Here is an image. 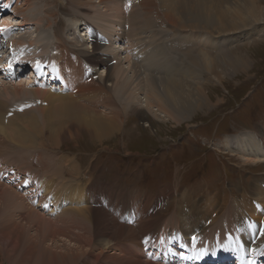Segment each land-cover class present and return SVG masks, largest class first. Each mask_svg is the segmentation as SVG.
Returning <instances> with one entry per match:
<instances>
[{
    "label": "rangeland",
    "instance_id": "374dc122",
    "mask_svg": "<svg viewBox=\"0 0 264 264\" xmlns=\"http://www.w3.org/2000/svg\"><path fill=\"white\" fill-rule=\"evenodd\" d=\"M15 1L17 0H3V7L7 5L8 10L5 11V17L0 20V26L11 22L12 16L9 14L11 10L17 11L18 17H21L24 24L21 31L17 32L19 36L14 41L18 40L21 34L19 39H23L26 53L24 59L22 58L24 63L27 56H31L36 50V41L39 39L43 38L45 42L50 43V46L55 39H63L72 42L70 47L77 46L83 51L88 49L91 51L90 41L93 37L90 30L93 28L102 35L108 32L107 35H103L107 37L102 43L104 50L103 48L100 50L105 52L112 47L124 49L121 50V66L125 70L124 74L120 71L116 75V70L111 74L112 77L123 75L127 84L126 95L129 92L135 93L138 103H134V111L127 108L125 115L123 114L121 119H118L121 122L119 131H114L110 138H105L100 142L90 141L83 136L73 140H59L58 145L42 143L38 139L33 141V146H28L32 145L31 142L27 144L28 140H24L28 148L18 152L15 150H20L17 146H21L13 141L17 140L16 137L6 136L4 133L9 138L7 140L0 132V140L9 145L8 150H3L0 144L1 186H9L16 191L13 187V183H16L20 187L17 188V192L22 193L29 188H35L34 183L36 186L37 183L39 186L44 184L49 186V190L52 191L51 195L60 199L55 194L57 191L55 184L60 185L58 179L65 178L72 185L70 189L85 191L87 194H85V201H87L85 206L99 208L117 221L119 218V224L134 227L139 220L158 224L156 235L151 238L145 248L152 249V252L153 247L160 248L163 252L169 253L161 243H167V246L171 244L173 249L178 247L175 257L180 259L182 255L195 254L194 246L198 249L202 248L201 244L193 247L189 243L183 245L186 239H195V237L192 238L193 236H197L199 243L209 242L205 244L207 255L222 249L219 244L212 242L220 243L223 242L222 239L233 241L232 231L235 229H232L230 224L222 219L219 226H217L219 222L212 223V220L208 218L201 224L198 223L200 226L193 231L191 230L193 228H189L187 229L189 231L182 235L179 231L183 224L188 228L192 219L202 211H208L211 217L223 218L227 206L231 203V206L234 204L233 207L236 209L235 214L239 211V216L241 215L238 221L242 233L245 235V231L248 232L247 238L243 240L245 245L252 246L249 242L255 243L254 246H260L264 255V204L257 200H252L251 204L249 202V199L253 198L249 195L251 184L256 177L264 176V163H258L257 158L240 154L231 147L235 137L242 138L244 133L251 134L254 141L264 142V18L260 17L264 11V0H256L257 20L247 11L248 0H199L202 10H211L212 16L201 15L197 8L198 0H150L152 12H146L143 9L142 0L103 2L99 0H27V3L20 2L17 6L14 5ZM1 12L0 6V15ZM228 12L235 16L237 27L244 25L245 28L241 27L233 32L219 34L217 30L221 22L216 14L223 15ZM168 14L176 16L177 27H172L167 19ZM190 26L199 28L195 29ZM116 33L118 35L114 37ZM192 39L199 40L205 47L212 46L215 51L210 52L208 49H203L197 45L199 41L195 43ZM12 40L10 39L11 42ZM28 40L32 43V50L27 48ZM55 42L57 43V40L53 43ZM189 46L192 48L187 49ZM15 47L14 45L13 48ZM46 49L49 51V47ZM197 51L204 52L206 59L210 55L216 56L217 59L219 58V63L228 61L233 51H239L245 60V65L236 70L223 67L218 63L215 66L217 68H214L215 70L211 73L209 68L206 69V65L202 63L206 59L203 58L201 62ZM19 52L20 50L16 55L18 58L21 57ZM53 52L54 50H51L50 54L53 55ZM235 53L237 55V52ZM124 56L128 62L123 59ZM192 59H197L199 63H193ZM81 60L94 73L92 79L97 80L98 76L103 73V68L98 67L93 70L92 63L87 65L84 58ZM0 63L3 68L1 72L4 74L0 72V92H2L0 96L3 97H0V124H6L4 128L7 133H11L15 127H18L20 131H23L21 135L27 136L30 128L27 125L26 115L31 112L32 117L37 119V125L34 124V127L41 129L44 137L49 131L55 134V130L53 132L52 129L55 125L52 124H55L57 118L47 119L49 120L47 121L38 112L42 109L46 114L55 107L56 103L39 101L38 97V99L31 96L26 97L20 93L17 99L7 100L2 89L4 86L11 87L8 84L10 76L6 75L8 69L5 66L8 63L4 61ZM39 69L40 65L37 69L36 66L33 67L34 79ZM16 71V77L12 78L14 84L17 85L25 78L33 80L31 68L17 67ZM151 78L158 79L156 84L161 87L160 93L164 92L162 87L165 86L162 80L164 81L165 78L178 82L170 86L160 107L155 103L158 98L153 97ZM185 79L196 85L184 84ZM112 82L114 83L110 79L105 82V85L112 84ZM44 83L52 89L54 87L58 89L60 86L51 84L50 77H47ZM25 86H28L25 89L29 91L35 89L32 83H27ZM195 88L201 89V94L197 97L192 93ZM109 90L115 91L119 88L117 84H114ZM53 91L55 92L56 89ZM119 93L125 92L120 89ZM126 97L123 99L125 100ZM141 101L144 103L142 104ZM147 103L148 108L146 109L144 106ZM156 107L171 115L172 119L169 117L163 119L159 115H154L151 110ZM186 107L189 109L186 110ZM257 135L262 141L257 138ZM62 158H69L79 169L80 175L78 178H72L73 182L68 180L69 171L65 172L67 165L60 162ZM56 167L63 173L55 171ZM53 171L56 174H52ZM91 185L93 187L96 185L97 195L90 191ZM5 189L3 196L0 197V232L4 231L9 234L14 228L18 232H23L26 241L21 242L23 248L20 245L18 250L11 254L12 257L6 259L4 256V248L7 249L6 241L0 239V264H60L59 261L49 259L51 256L47 257L43 249L54 248V244L61 240L58 235L63 229L64 222L67 221L66 215L53 213L49 217L45 216L49 218L51 224L42 222L40 218L32 217L31 210L22 206L23 202L16 198V195L12 194L9 189ZM68 189L69 187L62 190L59 188L61 193H69ZM41 190H39L41 194H44ZM115 194L121 196L120 203L116 202ZM224 194L228 195L226 203L223 202ZM145 197L152 200V206L149 207L141 200ZM216 197H221V199L211 208L207 201ZM94 199L96 200L93 201ZM34 204L36 208L38 203L35 201ZM117 205L119 207H116ZM74 206H70L66 201L55 204L56 212L69 207L73 209ZM48 207L51 209L54 206ZM148 207L150 211H147L148 214L141 219L144 213L139 214V212ZM39 209L40 207L37 211L45 213ZM171 217H174V225L166 226L172 223L169 221ZM3 224L4 228H2ZM51 231H53L51 234L55 235L51 236ZM102 237L101 235L96 239H103ZM28 247L32 249L29 259L25 257ZM98 250L96 247L93 248L92 252L79 258L77 264H99L96 262ZM117 252V255L121 254ZM139 253L143 261L158 263L162 260L160 264H172L169 256H153V253H150L148 258V250L143 253L141 247ZM254 254L244 248L241 252L242 256L238 253L239 259L231 260L228 264H240V258L243 260L242 264L244 262L260 264L262 255L258 256L259 259H256V256L254 259ZM180 259L177 261H181ZM187 259L189 258L186 257V262ZM190 262L195 264L193 260ZM101 264H104L103 260ZM109 264L120 263L112 261ZM201 264H206L205 260Z\"/></svg>",
    "mask_w": 264,
    "mask_h": 264
},
{
    "label": "bare ground",
    "instance_id": "6f19581e",
    "mask_svg": "<svg viewBox=\"0 0 264 264\" xmlns=\"http://www.w3.org/2000/svg\"><path fill=\"white\" fill-rule=\"evenodd\" d=\"M101 1L103 2V1H112V0H99V2H101ZM20 2H26L27 3V0H17V1H15L14 5L17 6L18 3L20 4ZM250 3H252V4H250ZM253 3H256V0H248L247 1V11L250 14V16H252V17L254 16L255 20H257V17H258L257 16L258 10L256 9L257 3L256 4H253ZM141 4L144 6L143 9H145L146 12H152L151 11L152 9H150V0H147V1L142 0ZM0 6L2 8V12L0 15V20H1V19H3V17H5V11L8 9L6 7H3L4 6L3 0H0ZM202 6H204V4ZM197 8H198V11L201 13V15L206 14L207 16H212L211 10H207V11L202 10L201 3L199 2V0L197 3ZM261 11H259V12H261ZM16 12L17 11H15V10H11L9 13L12 16L11 22L9 24L5 23V24L0 26V30H5V29L7 30V31H0V46H1V43L6 45V49L3 51L4 55H5V59L6 58L9 59V63L7 62L8 64L5 66L8 69V72L6 73V75H9L10 80H11V81L9 80V83H8L11 87L7 88L4 86L2 91L5 95V97L7 98V100L8 99H10V100L17 99V96L20 93V94H24L26 97L31 96V97H35V99L39 98V101L43 100V101H47L48 103H51V104L56 103L55 107H53V109L50 112H47L45 114L44 113L45 111L40 109L38 113L40 115L44 116V118L46 120L47 119L52 120L55 118H57V120H56L55 124H52V125H55L54 128L52 127L53 132L55 130V134L52 133L51 131H49L45 137L43 136L41 129L37 128L36 126L34 127V124H36L37 119L34 116L32 117L31 112H30L31 114L29 113L26 115L27 125L30 128L29 129V135H27L28 137L25 135V133H24L25 136H22L21 133L23 131H20L19 128L15 127V126H14L15 129L13 131H11V133H7V130H5L6 128H4V126L6 124L5 125L0 124V132L1 133H3V134L5 133L6 136L16 137L17 140H20V141L13 140V141L19 143V145L21 146V147L17 146L18 149H20V150L16 149L15 151L21 152V150L22 151L27 150V148H28L27 144H30V142L32 144L34 140L36 141L38 139L42 143L47 142V143L58 145L59 140H65V139L73 140V139L81 138L84 136V137H87L90 141L100 142L105 138L106 139L108 137L110 138V136L114 134V131H116V132L119 131V129H120L119 125L121 124V122H119L118 119L119 120L121 119V116L125 113L127 108L130 109L131 111H134L133 105H135L134 103H136V102L138 103V100H137L138 97L135 96L136 95L135 93L129 92L126 95V92H127L126 85L127 84H126L125 79H123V75L112 77V74H111V72H113L115 70H116V75L120 71L124 74L125 70L121 66V63H122V61H121V55H122L121 50H124V49H120V47H112L110 50H106L105 52H102V50H104V46H102V43H103V41H105L107 39V37L103 36V35H107L108 32H105L102 35L101 32H97V31L93 30V28H92L90 30L91 35L93 37V39L90 41L91 42L90 44H92L91 51L89 49L86 51L85 50L83 51L82 49L78 48L77 46L70 47V43H72V42H68L67 40L65 41L63 39L58 40L57 37H59V36L56 35L57 39H55V40H57V43L59 45H57L56 42L53 43L55 40L52 42L51 46H50V43L45 42L43 38L37 40L36 41V50H34V52H32L33 54L31 56H27L25 63H24L22 61V58L24 59V56H26V53H25V48H24L25 45L23 44L24 41H22L23 39L22 40L19 39L21 37V34H20V37L17 38L18 40L14 41L15 38L17 36H19V33H17V32L21 31V27L24 24L21 17H18L19 15ZM187 13H189L188 10H187ZM200 13H198V14L200 15ZM260 15H261L260 17L264 18V11ZM216 16L219 19V21L221 22V25H219L218 30H217V32H219V34H223L225 32H233V31H236L238 29H241V27L245 28L244 25L237 27V25L235 24L236 20L234 19L235 16H232L231 12L225 13L223 15L218 13V14H216ZM175 17H176L175 15L174 16L169 15V18H167L168 21L171 23L172 27H177L176 24L178 21H177V18H175ZM231 21H233V22L231 23ZM0 23H1V21H0ZM179 23H181V22H179ZM245 24H246V22H245ZM190 27L195 28V29L199 28L198 26H190ZM117 33L114 35V37L116 35H118ZM13 36H14V38H12ZM10 39H13L12 42L10 41ZM192 40L195 43L197 41H199L197 39H192ZM111 41H113V40H111ZM28 44L29 45L27 46V48H29V50H30L31 47H33L30 40H28ZM113 44H116V43H113ZM14 45L16 46L15 48H13ZM197 45L201 46L203 49H206V50L208 49V51H210V52H213V50H214V48L212 46H209V48L205 47L203 43L202 44L200 43V41L197 42ZM47 47H49V51L46 49ZM100 48L101 49L103 48V49L100 50ZM191 48H192V46L187 47V49H191ZM19 50H20L19 54H21L20 58L16 57L17 51H19ZM51 50H54L53 55L50 54ZM229 51H230V49H229ZM235 52H237V55ZM196 53L199 54V59L201 62H202L203 58L206 59V57H205L206 54H204V52L197 51ZM239 53H240L239 51H233L232 53H230L231 55H230V58L228 59V61H221L220 63H219V58L217 59L216 56L213 57L210 55L206 59V61H204L202 63H204L206 65L205 66L206 69L209 68L211 73H213V71L215 70L214 68H217L215 66L218 63L222 64L223 67H230V68L236 69V70L241 69V67H244L243 65H245V62H244L245 60L243 59V57ZM81 58H84L87 65L92 63L93 65L92 64L91 65L93 67L92 68L93 70H96L98 67L103 68V73L100 76H98V79H97L99 81L92 79V74H94V73L91 72L92 70L90 71L89 67L86 66L84 64V62L82 63ZM188 58H190V57L188 56ZM123 59L127 60V62H128V59L125 58V56L123 57ZM192 60L194 61L193 63H199L197 59H192ZM3 61H4L3 58H1L0 62H3ZM111 63H112V65H111ZM37 64L40 65V69L36 72V78L34 79L35 70H33V67L36 66V69H37L38 68ZM113 66H115V67H113ZM131 66H132V64H131ZM17 67H23L25 69L31 68L32 73H33V80H30L29 78L27 80V78H25V79H22V81L19 82L17 85L14 84L12 82V78L16 77ZM2 69L3 68H2V65L0 63V72ZM216 70L219 71L218 69H216ZM10 71H11V73H10ZM20 71L22 72L23 70L21 69ZM21 72H19V73H21ZM1 74H3V73L1 72ZM216 76H218V75H216ZM47 77H50L51 84L60 85L59 88L58 89L56 87H54L53 89L48 88L47 84L44 83L45 80L47 79ZM110 79H112V81H114V83L112 82V84L105 85V82L110 80ZM29 80H30V82H29ZM157 80L158 79H154V78L152 79L151 78L150 84L151 85L153 84V97L158 98V101L155 103L157 104L158 107H160V103H161L163 97L165 96V94L168 92L170 86L178 84V82L177 81L173 82V81H170L169 79L165 78L164 81L162 80V84L165 86V87H162L164 92L160 93L159 91H160L161 87H158V85L156 84V82H158ZM187 81L188 80H186L184 84L196 85L195 83H191V82H187ZM27 83L28 84L32 83L33 86L35 87V89H32L30 91L25 89L26 87L29 86V85L25 86ZM114 84H117V87L119 88V90L121 89L125 93L121 94V93H119V90H115V91L111 90L112 91L111 92L109 89H112ZM110 86H112V87H110ZM54 89H56L55 92L53 91ZM200 90H201L200 88H195L192 90V93L197 97L198 95L201 94ZM0 93H2V92H0ZM125 96H127V97L124 100L123 98ZM1 98H3V97H1ZM144 101H141V103L143 104ZM97 102H99V104ZM144 108H146V109L148 108V103L146 106H144ZM185 109L188 110L189 108L186 107ZM159 110H160V113H159ZM29 111H30V109H29ZM151 112L154 115H159L163 119H166L168 117L170 119H172L171 115L165 113L164 111H162L161 109H159L157 107L154 108L153 110H151ZM47 121H49V120H47ZM11 130H12V128H11ZM5 134H4V136H5ZM20 135L22 136L21 138H20ZM25 137H27V138H25ZM251 137L252 136L249 133H244L242 138L240 136L235 137L236 139H234L232 141L231 147L234 148L236 151H238V153H240V154L242 153L244 155H248V156H252L254 158H257L256 160L258 161V163H264V142L262 141V139L260 138L259 135H257V138H259L262 141V143L259 142L258 140L254 141L253 137L252 138ZM6 138H7V140L9 139L8 137H6ZM24 140H28V142L26 141L27 144H24ZM239 142H241V143L239 144ZM246 142H249V143H246ZM0 144H1V148H3V150L4 149L8 150L9 145L7 143H5L3 140H0ZM33 145L34 144L28 145V146H33ZM40 147H41V145H40ZM12 148H13V146H12ZM48 149H50V148H48ZM6 153H8V152H6ZM60 162L67 165V167L65 169L66 171L65 170L64 171L65 172L69 171V173H67L69 176L68 180L72 181V178H75V177L78 178V176L80 175L79 169L77 166H74L73 162H71V160L69 158H62V159H60ZM63 167H64V165H63ZM42 169H43V167H42ZM54 170L59 172V173H63L59 170L58 167L54 168ZM55 171H53L52 174H56V173H54ZM46 172H45V174H46ZM2 173L3 172H1V174ZM47 174H49V173H47ZM3 179H4V177H3ZM0 180H1V177H0ZM66 180L67 179H65V178H62L60 180L58 179V184H60V185L55 184V188L57 189L55 194H57L60 199H58L55 195H51L52 191L49 190L50 189L49 186H47V185L45 186L44 184H40L41 186H39L37 183V186H36V183H34L35 188H29L28 190L22 191V193L17 192L20 187L16 183H13V187L16 189V191L12 187H9V186L6 187L5 185L1 186V184H0V197H2L3 192L6 191L5 188L9 189L12 194L16 195V198H18L19 200H21L23 202L22 206H24L25 208L27 207L29 210H31V216L35 217L37 219L40 218L42 220V222L51 224L49 218H45V216L49 217L50 214H53V213L54 214L61 213L63 216L66 215L65 217L67 218L66 219L67 221L64 222L63 229L60 231V229H61L60 228L59 229L60 232L57 230L59 232L58 236L61 237V240L60 241L58 240L56 242L57 245L54 244V248L48 247V248L43 249V253L45 255H47V257L51 256V257H49V259L59 261L60 264H77V262L79 261V258H82L84 255L92 252L93 248H95V247L97 250H98V248L101 247L100 250H98L99 252H97V257H96V262L99 264H101V260L104 261V264H109L112 261H116V262L118 261L120 264H158V263L160 264L162 262V260H159L160 262H158V263H154V262L151 263V262H148L146 260L143 261V259L139 255L140 254L139 253L140 247L143 249V253L148 250V258L150 257V253H153V256L154 255H156V256L162 255L163 257L169 256L172 264H176L177 262H179L177 264H192L190 262V260H193V262L195 264H201V262L204 260H205L206 264H228L231 260H234V261L238 260L239 255H241V252H243L244 248H246V249L252 251L253 253H255L254 259H255V256H256V259H259L258 256L260 257L262 255V261L260 262V264L261 263L264 264V260H263L264 255L261 252V247L260 246H254L255 243H252V242H249L252 244V246L251 245L250 246L245 245L243 240L247 238L248 232L245 231V235H244V233H242L241 227H239L241 225L239 224V221H238V218H240L241 215L239 216V211H237L235 214L236 209L233 207L234 204L231 206V203L230 204L227 203L229 205L226 208V212H225L223 218H215L214 216L211 217L210 216L211 214L208 213V211H202L201 213L196 215V217L194 219H192V221L188 225V228L186 226L184 227V224L181 228H179L180 234L182 235V234L186 233L187 231H189V230H187L189 228H193V229H191L192 231L195 228H198L200 226V225H198V223L201 224L203 220H206L209 218L210 220H212V223L219 222V224L217 225V226H219L221 223V219H222L227 224H230L232 229H235L234 231H232L233 241L230 242L229 240L222 239L223 242H220V243L217 241L212 242L215 244H219L222 247V249L221 250H215V253H213V254L208 253L209 255H207V252L205 251L206 250L205 244H208L209 242L199 243L197 240V236H193L192 238L195 237V239H186L183 242V245L185 246V244L189 243L190 246L193 247L194 245L201 244L202 248L198 249L194 246V249L193 248L192 249L195 250V252H196L195 254L191 253V254L182 255L183 257L180 259V258L175 257V252H176V249L178 247L173 249V247L171 246V244L169 242H168L170 244L169 246H167V243H161L164 245V249L168 250L169 253L163 252L160 248L153 247V252H152V249L145 248L149 244V242L151 241V238H154V236L156 235L155 233H156V231H158V229H157L158 224L155 225L154 222H146V221H140V220L137 221V224L134 227L133 226H127L126 227V225H124V224H119L118 223V221L120 220L119 218L117 221L115 219L110 218L106 212L102 211L101 209L99 210V208H96L95 206H94L95 208H89V207L85 206L84 204L87 205V201H85V196L87 194L85 193V191L84 190L76 191V190L70 189V187L72 185H70V183H68V181H66ZM2 181H4V180H2ZM43 181H45V180H43ZM74 184L77 185L76 183H74ZM61 185L64 187H60ZM95 186L93 187L91 185L90 191L92 193L94 192L95 195H97ZM58 187L61 190L63 188L65 189V187L66 188L69 187V189H68L69 193H61V191L59 190ZM39 190L43 191L44 194H41V192ZM85 190H87V189H85ZM249 195L251 197H253V198L249 199L250 204L253 203L252 200H257L261 204L262 203L264 204V176L256 177L255 181L251 184ZM222 197L224 200L223 202L226 203L228 195L224 194V196H222ZM101 198H99V199H101ZM217 198H218V200L221 199V197H217ZM115 199H116L117 203H120L121 196L119 194H115ZM95 200L96 199H94L93 201H95ZM141 200L144 201V203H146L147 205H149V207L152 206L153 202L151 199L145 197V198H142ZM212 200H214V199H212ZM246 200H248V199L246 198ZM35 201L38 203L36 205V208H35V204H34ZM65 201L68 202V204L70 206L75 205L73 207V209H71L69 207V208L62 209L61 211L57 210V212H56L57 208H55V204H58L60 202H65ZM111 202L114 203V201H111ZM215 202L211 201V200L207 201V203L209 204V206L211 208L213 206H215V204H216ZM16 204H17V202H16ZM77 204H80V205H77ZM93 204H94V202H93ZM50 205H53L54 207L50 209L48 207ZM38 207H40L39 210H41V211L43 210L45 213L42 214L41 212L37 211ZM116 207H119V206L117 205ZM149 207H148V209H143L142 211L139 210L140 211L139 214L144 213L143 217L141 219H144V215L148 214L147 211H149ZM122 208H123V206H122ZM255 211H257V209H255ZM29 212L30 211H28V213ZM171 218L172 219L169 221H171L172 223H169V221H168L169 225H166V226L172 227L174 225V221H173L174 217H171ZM241 218H243V217H241ZM125 224H126V222H125ZM177 224H178V222H177ZM263 224H264V219H263ZM57 225H55V226H57ZM4 226L5 225L3 224L2 228H4ZM214 226H215V224H214ZM15 228H17V227H15ZM236 228H237V231H236ZM160 231H162V230L160 229ZM221 231H223V229H221ZM52 232L53 231H51L50 234ZM10 233L8 234L7 232H4V231L0 232V234H1L0 239L1 240L5 239V241H6L7 249L4 248V250H5L4 256L6 257V259L8 257L9 258L12 257L11 254H13L14 252H16L18 250V247L21 245V242L23 240L26 241V238H25V235L23 234V232H18L13 228V232L11 233V235H10ZM53 234H51V236H53ZM101 235L103 236L102 237L103 239H96V238H99ZM173 236L174 235H172V237ZM93 237H95V239ZM239 237H241V238H239ZM19 239H21V241H18ZM239 239L242 241H240ZM94 242H96V243H94ZM41 245H43V244H41ZM23 247L24 246L21 245V248H23ZM132 248H136V249H132ZM117 251H119L121 253V254H119L120 256L116 254ZM133 251H135V252H133ZM31 253H32V249L30 247H28V250L26 252L25 257L29 259ZM238 253H239V255H238ZM186 257L189 258V259H187V262H186ZM28 259H26V260H28ZM178 259H180L181 261H177ZM241 261L243 263L242 258H240V264H241ZM251 263L254 264L253 262H251Z\"/></svg>",
    "mask_w": 264,
    "mask_h": 264
},
{
    "label": "crops",
    "instance_id": "0c3cea01",
    "mask_svg": "<svg viewBox=\"0 0 264 264\" xmlns=\"http://www.w3.org/2000/svg\"><path fill=\"white\" fill-rule=\"evenodd\" d=\"M219 200H220V199H219ZM219 200H218V198L216 197V198H214V200H211V201H214V202L216 201L215 203H217Z\"/></svg>",
    "mask_w": 264,
    "mask_h": 264
},
{
    "label": "snow or ice",
    "instance_id": "6c2138e0",
    "mask_svg": "<svg viewBox=\"0 0 264 264\" xmlns=\"http://www.w3.org/2000/svg\"><path fill=\"white\" fill-rule=\"evenodd\" d=\"M5 7H7V5H5ZM0 31H7V30L5 29V30H0ZM38 68H39V65H38Z\"/></svg>",
    "mask_w": 264,
    "mask_h": 264
}]
</instances>
